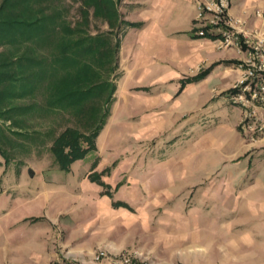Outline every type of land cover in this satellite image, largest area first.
Instances as JSON below:
<instances>
[{"label":"rangeland","instance_id":"374dc122","mask_svg":"<svg viewBox=\"0 0 264 264\" xmlns=\"http://www.w3.org/2000/svg\"><path fill=\"white\" fill-rule=\"evenodd\" d=\"M66 1L70 5L66 19L72 25L81 20V8L79 3ZM138 1L118 2L122 20L137 24ZM84 9L89 12L92 35L110 30L101 18L92 15L90 7ZM241 28L248 30L246 24ZM117 32L121 48L119 75L114 79L115 101L93 142L94 147L83 157L63 169L51 153L53 137L47 136L50 131L58 126H79L69 115L63 118L27 116L28 138L4 131L5 139L0 140V254L9 257L11 264H51L52 257L65 264H85L69 248L93 241L91 224L86 223L95 217L98 208L94 204L99 199L107 197L115 204L126 205L127 196H184L188 203L195 196H205L204 193L213 196L214 165L219 159H227L231 149L236 150L233 155H243L241 160L251 171L264 172V150L249 151V154L228 132L222 133L223 143L210 145L201 154L194 150L197 143L196 147L202 143L209 145L214 139L202 133L199 136V132H206L220 118L223 121L226 117L234 118L239 112L227 101L228 96L221 100L220 96L213 97L207 103V99L199 100L191 95L190 100L195 103L183 111L178 106L171 118L163 114L166 107L159 105L154 124L147 121L143 124L145 127L137 126V72L133 74L127 59L129 50L134 49L137 54V27H122ZM218 43L212 47L215 52L231 51L235 61L244 60L243 50L234 46L219 47ZM233 69H237L236 64ZM124 85L125 89L120 92ZM214 94L211 90V96ZM238 131L244 143L257 142L258 146H264L263 141H251L239 126ZM53 217L59 223L50 224L48 221ZM100 251L103 250L95 249L94 256ZM124 254L132 253L124 252L120 260ZM105 255L103 259L108 257ZM136 263L155 264L147 254L137 255Z\"/></svg>","mask_w":264,"mask_h":264},{"label":"crops","instance_id":"0c3cea01","mask_svg":"<svg viewBox=\"0 0 264 264\" xmlns=\"http://www.w3.org/2000/svg\"><path fill=\"white\" fill-rule=\"evenodd\" d=\"M197 1L137 3V54L131 49L127 59L133 74L137 72V126L141 128L147 121H157L159 105L166 107L163 114L171 118L178 106L183 111L195 103L191 95L207 103L218 96L229 100L238 76L233 69L237 61L231 51L213 50L216 37L196 35L200 28L195 23ZM262 6V0H232L228 16L244 21L248 29H261L264 22L254 17V11ZM203 72L207 74L199 81L183 84ZM241 118L239 109L234 118H220L206 132L199 129L197 135L214 139L209 145L196 147L197 143L194 150L201 154L210 145L223 143L224 132L240 141L248 153L264 150L257 142L244 143L238 131ZM235 151L231 149L227 159L214 165L213 196L204 193L189 203L184 196H127V208L114 207L112 200L102 197L94 204L95 217L86 223L91 224L93 241L75 244L69 251L85 264H119L124 252L147 254L155 264H264V172L251 171L242 154L233 155ZM48 222L59 223L56 217ZM95 249L108 257L94 262ZM8 258L0 254V264H11Z\"/></svg>","mask_w":264,"mask_h":264},{"label":"trees","instance_id":"16d2710c","mask_svg":"<svg viewBox=\"0 0 264 264\" xmlns=\"http://www.w3.org/2000/svg\"><path fill=\"white\" fill-rule=\"evenodd\" d=\"M71 1L81 8V20L72 25L66 19V0L0 2V140L4 131L28 138L27 116H72L79 126H58L47 134L53 137L51 153L63 169L94 147L115 101L121 43L115 33L137 27L120 17V0ZM83 7H90L110 30L92 35Z\"/></svg>","mask_w":264,"mask_h":264},{"label":"built area","instance_id":"2783aa9c","mask_svg":"<svg viewBox=\"0 0 264 264\" xmlns=\"http://www.w3.org/2000/svg\"><path fill=\"white\" fill-rule=\"evenodd\" d=\"M263 6L254 11V17L264 22ZM232 0H198L195 23L200 25L196 35L211 34L219 47H235L244 51V60L237 62L239 76L231 87L230 102L242 112L239 127L251 141L264 142V28L244 30L246 23L231 19L228 11ZM106 255L98 252L94 262ZM135 254H124L119 264H137ZM51 264H65L55 260Z\"/></svg>","mask_w":264,"mask_h":264}]
</instances>
